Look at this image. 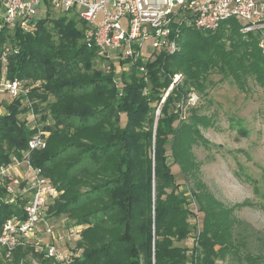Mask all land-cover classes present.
I'll return each instance as SVG.
<instances>
[{
  "label": "trees",
  "instance_id": "1",
  "mask_svg": "<svg viewBox=\"0 0 264 264\" xmlns=\"http://www.w3.org/2000/svg\"><path fill=\"white\" fill-rule=\"evenodd\" d=\"M241 27L228 18L214 31L181 28L177 52L137 61L119 83L97 66L96 48L86 45L77 18L54 14L38 19L31 33L0 31V55L5 43L18 48L7 58L5 76L28 85L38 115L31 127L21 98L3 105L0 99V165L13 154L20 158L33 133L42 131L45 145L30 151L29 161L60 191L47 213L84 225L74 264H264L262 252L247 247L252 233L263 241L264 233L234 216L241 203L225 207L200 180L192 147L208 145L200 128L213 120L197 108L183 116L181 108L190 91L205 90L212 71L230 77L240 92L250 80L264 88V48L258 34ZM173 164L192 181L189 199ZM20 211L0 201V228ZM22 252H14V263ZM38 264L52 263L39 258Z\"/></svg>",
  "mask_w": 264,
  "mask_h": 264
},
{
  "label": "built area",
  "instance_id": "2",
  "mask_svg": "<svg viewBox=\"0 0 264 264\" xmlns=\"http://www.w3.org/2000/svg\"><path fill=\"white\" fill-rule=\"evenodd\" d=\"M39 13L43 17L71 14L80 20L86 45L96 48L97 61L105 71H112L116 83L137 61L145 62L160 52H177L181 28L214 31L223 20L234 18L242 32L258 34L259 46L264 48V0H0V31L6 28L31 33ZM144 44L152 48L149 56L143 55ZM17 51L11 43L2 47L0 98H21V106L27 107L24 117L32 127L38 124V115L34 101L27 98L28 85L5 76L7 58ZM175 78L177 81L179 76ZM44 145L42 131L37 130L28 140L27 152L20 158L13 154L8 163L0 165V201L15 203L21 209L20 214L6 218L0 228L3 262L10 261L19 248L28 252V258L17 264H38L39 258L52 264H74L80 256L75 243L84 225L61 224L47 213L60 191L29 161L30 151ZM193 224L196 230L200 228L197 210Z\"/></svg>",
  "mask_w": 264,
  "mask_h": 264
},
{
  "label": "rangeland",
  "instance_id": "3",
  "mask_svg": "<svg viewBox=\"0 0 264 264\" xmlns=\"http://www.w3.org/2000/svg\"><path fill=\"white\" fill-rule=\"evenodd\" d=\"M59 15L76 18L71 14ZM43 16L39 13L35 17L40 19ZM151 51L150 45H143L144 56H149ZM97 66L101 68L102 63L97 61ZM206 82L205 90L190 91L181 107L183 116L190 113V108H197L199 114L213 120L212 126L200 128L208 145L195 144L192 147L200 166V180L225 207L241 203L234 209V216L248 223L254 231L264 233V88L250 80L248 90L240 92L230 77H223L215 71L209 73ZM0 99L2 105L9 101L6 96ZM0 110L4 112V108ZM171 168L179 190L189 199L191 179L183 178L178 165L173 164ZM197 207L196 202H190L191 210L195 212ZM56 221L61 224L70 222L65 215L57 216ZM260 239V234L252 233L247 247L254 254L262 252L264 255V241ZM187 241L181 244L186 245ZM22 253L18 259H27L28 252ZM0 262L16 264L13 258ZM220 262L216 261L217 264ZM223 264L243 263L233 259L225 260Z\"/></svg>",
  "mask_w": 264,
  "mask_h": 264
}]
</instances>
